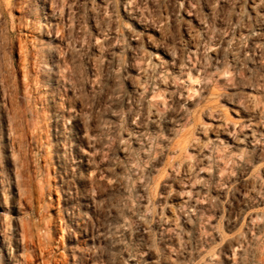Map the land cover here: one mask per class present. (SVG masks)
<instances>
[{
    "label": "rangeland",
    "instance_id": "374dc122",
    "mask_svg": "<svg viewBox=\"0 0 264 264\" xmlns=\"http://www.w3.org/2000/svg\"><path fill=\"white\" fill-rule=\"evenodd\" d=\"M0 264H264V0H0Z\"/></svg>",
    "mask_w": 264,
    "mask_h": 264
},
{
    "label": "bare ground",
    "instance_id": "6f19581e",
    "mask_svg": "<svg viewBox=\"0 0 264 264\" xmlns=\"http://www.w3.org/2000/svg\"><path fill=\"white\" fill-rule=\"evenodd\" d=\"M154 49H155V50H158L157 47H154ZM157 56H158V54H155V58H156V59H157ZM228 72H229V71H228ZM190 79H191V74H190ZM243 137H244V138H239V142L242 143V144H243V142H244V143L250 142V141H249L250 139H254L253 135H249V134H245ZM250 144H251V143H250ZM237 145H239V144L237 143ZM243 145H245V144H243ZM246 146H247V145H246ZM7 215H8V214H7ZM62 232H63V229H62ZM8 252H9V250H8ZM9 254L11 255L12 252L10 251ZM44 262L46 263V261H44Z\"/></svg>",
    "mask_w": 264,
    "mask_h": 264
}]
</instances>
